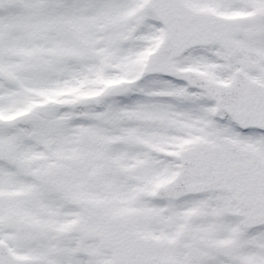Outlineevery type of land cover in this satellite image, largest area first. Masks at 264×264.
I'll list each match as a JSON object with an SVG mask.
<instances>
[{"label":"snow or ice","instance_id":"6c2138e0","mask_svg":"<svg viewBox=\"0 0 264 264\" xmlns=\"http://www.w3.org/2000/svg\"><path fill=\"white\" fill-rule=\"evenodd\" d=\"M0 264H264V0H0Z\"/></svg>","mask_w":264,"mask_h":264}]
</instances>
